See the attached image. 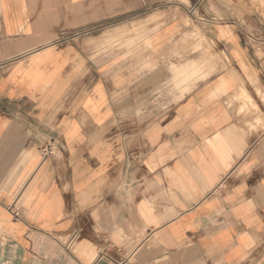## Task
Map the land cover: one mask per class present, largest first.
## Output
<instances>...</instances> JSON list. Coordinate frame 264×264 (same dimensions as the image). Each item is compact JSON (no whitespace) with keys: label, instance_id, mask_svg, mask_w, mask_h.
I'll list each match as a JSON object with an SVG mask.
<instances>
[{"label":"crops","instance_id":"obj_1","mask_svg":"<svg viewBox=\"0 0 264 264\" xmlns=\"http://www.w3.org/2000/svg\"><path fill=\"white\" fill-rule=\"evenodd\" d=\"M0 264H264V0H0Z\"/></svg>","mask_w":264,"mask_h":264},{"label":"built area","instance_id":"obj_2","mask_svg":"<svg viewBox=\"0 0 264 264\" xmlns=\"http://www.w3.org/2000/svg\"><path fill=\"white\" fill-rule=\"evenodd\" d=\"M97 28H98V26H95L94 28L83 29V30H80V31L75 32L74 35L77 36V35H81V34L89 33V32H92V31L96 30ZM13 212H14L16 215H18V212L14 211V210H13ZM77 238H78V234H76V233L73 234L72 237H71V239L69 240L68 246H71V245L75 242V240H76Z\"/></svg>","mask_w":264,"mask_h":264}]
</instances>
